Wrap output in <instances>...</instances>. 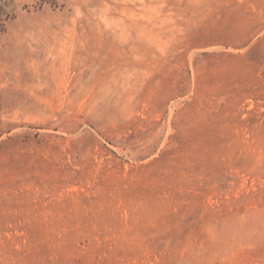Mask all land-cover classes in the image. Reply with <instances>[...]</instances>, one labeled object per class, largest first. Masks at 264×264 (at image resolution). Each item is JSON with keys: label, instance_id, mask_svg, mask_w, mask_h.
Masks as SVG:
<instances>
[{"label": "rangeland", "instance_id": "obj_1", "mask_svg": "<svg viewBox=\"0 0 264 264\" xmlns=\"http://www.w3.org/2000/svg\"><path fill=\"white\" fill-rule=\"evenodd\" d=\"M0 264H264V0H0Z\"/></svg>", "mask_w": 264, "mask_h": 264}]
</instances>
